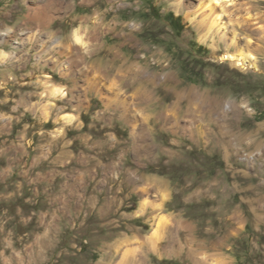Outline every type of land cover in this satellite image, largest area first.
Returning a JSON list of instances; mask_svg holds the SVG:
<instances>
[{"label": "rangeland", "instance_id": "374dc122", "mask_svg": "<svg viewBox=\"0 0 264 264\" xmlns=\"http://www.w3.org/2000/svg\"><path fill=\"white\" fill-rule=\"evenodd\" d=\"M178 1L0 0V264H264V0Z\"/></svg>", "mask_w": 264, "mask_h": 264}, {"label": "bare ground", "instance_id": "6f19581e", "mask_svg": "<svg viewBox=\"0 0 264 264\" xmlns=\"http://www.w3.org/2000/svg\"><path fill=\"white\" fill-rule=\"evenodd\" d=\"M183 1L185 0H179L178 2L179 4H181ZM189 1L192 4V8L194 12L199 13V15L202 18L201 25L207 30V32L204 33L203 35L205 37L204 41L208 37V34L213 32L214 36L215 35L219 36L220 40L238 46V44H236L238 42L237 36L236 35L230 36L225 31L227 27V23L223 22V19L226 11V5L228 3L227 0H189ZM112 30L114 31V29ZM73 41L75 44L80 45L81 47H86L88 45V40L85 31L76 30L73 34ZM213 46L216 47L215 44H213ZM1 55L3 57H6V52L2 51ZM249 59H251V61L253 62H251ZM219 60L221 61L228 60L231 62V64L234 67L240 69L249 68L251 66L257 68L256 62H254L256 60V56L251 52L250 53L244 52L243 49H240L237 53L227 52L222 56H220ZM65 91L66 90L63 87H56L54 88L52 93L53 95H55V97H60L66 94ZM45 113L48 115V111H45ZM63 119H66L67 122H72L74 116L72 114H67L63 117Z\"/></svg>", "mask_w": 264, "mask_h": 264}, {"label": "crops", "instance_id": "0c3cea01", "mask_svg": "<svg viewBox=\"0 0 264 264\" xmlns=\"http://www.w3.org/2000/svg\"><path fill=\"white\" fill-rule=\"evenodd\" d=\"M56 2H58V4H62V2H60V1H56ZM79 30H83V31H85L84 29H79ZM86 33V32H85ZM88 40V39H87ZM80 46V45H79ZM62 87V86H61ZM1 190V189H0Z\"/></svg>", "mask_w": 264, "mask_h": 264}]
</instances>
